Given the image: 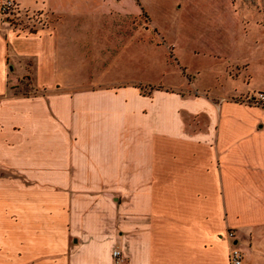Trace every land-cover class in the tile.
I'll list each match as a JSON object with an SVG mask.
<instances>
[{
    "label": "crops",
    "instance_id": "0c3cea01",
    "mask_svg": "<svg viewBox=\"0 0 264 264\" xmlns=\"http://www.w3.org/2000/svg\"><path fill=\"white\" fill-rule=\"evenodd\" d=\"M11 1L61 19L0 21V264H264V108L108 80L141 55L142 19H112L136 0Z\"/></svg>",
    "mask_w": 264,
    "mask_h": 264
},
{
    "label": "rangeland",
    "instance_id": "374dc122",
    "mask_svg": "<svg viewBox=\"0 0 264 264\" xmlns=\"http://www.w3.org/2000/svg\"><path fill=\"white\" fill-rule=\"evenodd\" d=\"M136 1L140 9L137 13L126 17L113 14L112 19H142L141 55L132 65L127 54L122 67L110 72L108 80L172 84L174 90L184 94L201 89L264 108V102L248 100L258 92L264 94V0ZM2 19L15 27L33 30L54 24L61 16L15 9ZM194 49L214 59L209 74L190 69L207 68L213 63L209 57L195 56ZM79 74L82 81H87V72ZM87 82H97V78ZM244 87L246 91L231 94ZM149 88L145 86L143 91ZM12 91L33 93L35 88L24 82Z\"/></svg>",
    "mask_w": 264,
    "mask_h": 264
},
{
    "label": "built area",
    "instance_id": "2783aa9c",
    "mask_svg": "<svg viewBox=\"0 0 264 264\" xmlns=\"http://www.w3.org/2000/svg\"><path fill=\"white\" fill-rule=\"evenodd\" d=\"M16 8V5L13 3L11 0H3L0 3V21H2L3 17L8 16L14 11ZM250 102L259 104L264 102V94L262 92H258L255 95L249 97L248 99ZM234 233L229 232L228 236L233 237ZM112 258H113V263L114 264H122V259H121V253L118 250H113L112 252ZM228 264H244V258L243 254L240 251V249L232 245L229 249L228 253Z\"/></svg>",
    "mask_w": 264,
    "mask_h": 264
},
{
    "label": "trees",
    "instance_id": "16d2710c",
    "mask_svg": "<svg viewBox=\"0 0 264 264\" xmlns=\"http://www.w3.org/2000/svg\"><path fill=\"white\" fill-rule=\"evenodd\" d=\"M141 89L143 90V88H141ZM151 90H153V87H150V88H149V91H151Z\"/></svg>",
    "mask_w": 264,
    "mask_h": 264
}]
</instances>
